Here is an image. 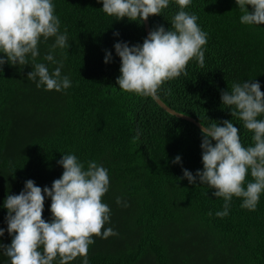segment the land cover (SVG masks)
<instances>
[{
    "label": "trees",
    "instance_id": "trees-1",
    "mask_svg": "<svg viewBox=\"0 0 264 264\" xmlns=\"http://www.w3.org/2000/svg\"><path fill=\"white\" fill-rule=\"evenodd\" d=\"M52 2L69 46L52 50L55 38L41 37L36 62L45 63L51 73L58 64L44 56L52 51L71 86L38 88L27 78L31 65L0 69V228L5 229L0 244H11L13 238L7 232L6 196L19 194L29 179L51 187L64 171L58 161L74 154L85 169L96 161L108 170L109 190L102 202L110 208V221L102 231L111 227L118 233L93 237L89 264H264V192L254 211L242 208L243 198L234 196L229 214L218 217L224 199L213 195L215 189L199 178L196 184L180 179L185 168L194 175L203 169L201 128L117 84L121 59L114 44H142L145 22L109 16L102 0ZM178 11L175 0H169L160 15L149 17L151 31L160 25L170 29ZM184 11L197 15L207 33L204 66L193 58L187 76L165 81L158 96L205 126L232 120L242 144L254 145V133L222 105L221 94L249 79L259 81L264 91V24H242L236 0H192ZM106 50L112 53L109 63ZM178 155L181 163H173ZM251 180L249 170L245 188ZM50 206L45 194L46 221L52 220ZM82 261L77 257L70 264ZM0 264H10L3 249Z\"/></svg>",
    "mask_w": 264,
    "mask_h": 264
},
{
    "label": "clouds",
    "instance_id": "clouds-1",
    "mask_svg": "<svg viewBox=\"0 0 264 264\" xmlns=\"http://www.w3.org/2000/svg\"><path fill=\"white\" fill-rule=\"evenodd\" d=\"M178 11L171 20V28L163 25L154 28L142 44L131 45L119 41L114 44L121 59L117 78L119 88L143 97L158 99V90L165 81L181 74L187 76V65L195 58L204 66L207 33L197 24L198 16L184 11L192 0H175ZM103 11L117 20L127 17L143 24L150 16L160 15L169 6V0H102ZM242 13L240 22L245 25L264 24V0H236ZM252 6V11L248 6ZM52 0H0V69L3 65H31L27 78L39 88L62 91L71 86L68 76H62V61H56L52 51L45 61L58 64L50 73L45 63L36 62L40 55L41 37L46 41L55 38L52 50L68 47L67 29L60 32V20L54 14ZM115 36H119L117 31ZM107 51V50H106ZM112 60L107 51L105 63ZM222 105L228 106L232 116L243 121V126L254 133V145L245 147L240 139V129L232 120L212 123L200 129L202 133L203 169L194 175L183 169V177L190 184H207L215 189L213 195L224 199L223 211L218 217L229 214L232 198H243L241 207L254 211L264 192V91L259 81L249 79L234 83L231 90H222ZM139 138V133L133 139ZM215 141V143H213ZM173 163H181L176 156ZM63 166L62 176L51 187L41 188L29 179L19 194H8L4 201L7 209V232L13 237L11 244H0L3 255L10 264H70L83 257L82 264H89V245L94 236L107 239L118 235L113 228L106 230L110 221V208L102 202L109 190L108 170L96 161H89L87 169L74 154H64L58 161ZM250 174L251 181L246 179ZM45 194L51 198L52 220L43 218ZM121 200L118 197L117 203ZM209 215H212L209 212ZM5 229L0 228V237Z\"/></svg>",
    "mask_w": 264,
    "mask_h": 264
},
{
    "label": "water",
    "instance_id": "water-1",
    "mask_svg": "<svg viewBox=\"0 0 264 264\" xmlns=\"http://www.w3.org/2000/svg\"><path fill=\"white\" fill-rule=\"evenodd\" d=\"M145 26H146V32H147V35L149 34V32L151 31V28H150V23H149V18L147 21H145ZM156 102L162 106L165 110H167L168 112H170L171 114L173 115H176L178 117H181V118H184V119H187L191 122H194L197 126H199L200 128H202L204 125H202L200 122H198L196 119L190 117V116H187V115H184V114H181L175 110H173L171 107H169L165 102H163L161 100V98L158 96V99L156 100Z\"/></svg>",
    "mask_w": 264,
    "mask_h": 264
}]
</instances>
